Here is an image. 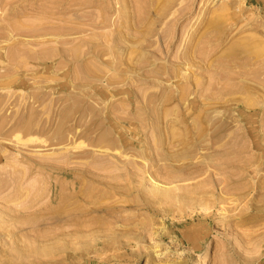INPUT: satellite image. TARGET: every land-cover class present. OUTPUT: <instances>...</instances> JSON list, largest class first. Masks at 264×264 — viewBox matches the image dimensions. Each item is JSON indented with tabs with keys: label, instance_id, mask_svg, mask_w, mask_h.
Segmentation results:
<instances>
[{
	"label": "rangeland",
	"instance_id": "1",
	"mask_svg": "<svg viewBox=\"0 0 264 264\" xmlns=\"http://www.w3.org/2000/svg\"><path fill=\"white\" fill-rule=\"evenodd\" d=\"M263 86L264 0H0V264H264Z\"/></svg>",
	"mask_w": 264,
	"mask_h": 264
},
{
	"label": "bare ground",
	"instance_id": "2",
	"mask_svg": "<svg viewBox=\"0 0 264 264\" xmlns=\"http://www.w3.org/2000/svg\"><path fill=\"white\" fill-rule=\"evenodd\" d=\"M89 3V2H88ZM13 11V10H12ZM40 14V13H39ZM97 15V14H96ZM111 22V21H110ZM24 25V24H23ZM14 30V29H13ZM62 30V29H61ZM49 31V30H48ZM20 32V31H19ZM22 32V31H21ZM26 32V31H25ZM35 32V31H34ZM39 32H41V31H39ZM33 33V32H32ZM196 33V32H195ZM64 40H65V38H64ZM63 40V41H64ZM66 41V40H65ZM68 41V40H67ZM60 42H61V40H60ZM260 50H262V49H260ZM87 51V50H86ZM198 51V50H197ZM86 53V52H85ZM192 53V52H191ZM254 54V53H253ZM64 55V54H63ZM187 56H188V54H187ZM260 56V55H259ZM258 56V57H259ZM236 57V56H235ZM256 57V56H255ZM19 61V60H18ZM14 62V61H13ZM20 64V63H19ZM177 69V68H176ZM226 69V68H225ZM225 71V70H224ZM219 72V71H218ZM220 73H222V72H220ZM219 76H222V75H220L219 74ZM236 78V77H235ZM254 82L257 84V86L256 85H253V86H255L256 88L258 87V85H259V83H258V81H256V80H254ZM261 84V83H260ZM189 85V84H188ZM231 85V84H230ZM215 86V85H214ZM214 86H212V87H214ZM226 86H228L227 84H226ZM261 86H262V84H261ZM229 87V86H228ZM264 87V86H263ZM185 88V87H184ZM183 88V90L185 91V89ZM189 88V87H188ZM207 88H209V86L207 87ZM187 89V88H186ZM245 89V88H244ZM210 91H211V89H209ZM239 91H242V90H239ZM203 92V91H202ZM237 92V91H236ZM208 93V92H207ZM181 95H183L182 93H181ZM208 95V94H207ZM214 96V95H213ZM187 98V97H186ZM243 99V98H242ZM183 100V99H182ZM208 100V99H207ZM229 100H233L234 102L236 101H241L240 99H235V98H232V99H229ZM250 100V99H249ZM186 100L184 99V102H185ZM203 101V100H202ZM244 101V100H243ZM248 101V100H247ZM243 102L244 103V105H242V107L241 108H243V109H250V110H255L256 112H258V113H262L263 115H264V106L262 105V104H264V103H262V104H260V102H258L259 104H260V106L258 107L256 104L254 105L252 102V100H250L249 102ZM152 102V101H151ZM221 102L223 103V101L221 100ZM235 102V103H236ZM251 102V103H250ZM203 103V102H202ZM242 103V102H241ZM255 103V102H254ZM187 105V104H186ZM237 105H238V108L241 106L240 104H238L237 103ZM240 105V106H239ZM213 106V105H212ZM257 106V107H256ZM204 107V106H203ZM203 110V109H202ZM200 113V112H199ZM208 115V114H207ZM212 115V114H211ZM263 115H261V116H263ZM164 116H166V115H164ZM260 116V118H262ZM31 118V117H30ZM160 119V118H159ZM138 120H139V118H138ZM210 120H212L211 118H210ZM249 120V119H248ZM179 121V120H178ZM258 121V120H257ZM150 122V121H149ZM248 122V121H247ZM223 123H226V120H223ZM192 124V123H191ZM194 125H195V127H197V128H193L194 129V133L197 135V139H200V137L203 135V131L199 128V125L197 124V123H193ZM192 124V126L194 127V125ZM147 125V124H146ZM145 125V126H146ZM156 124H154V126H155ZM138 126V125H137ZM153 126V125H152ZM257 126V125H256ZM223 127V126H222ZM259 127V126H258ZM149 128H152V127H150L149 126ZM159 128V127H158ZM157 128V129H158ZM255 128V127H254ZM257 128V127H256ZM204 129V128H203ZM196 130V131H195ZM151 131V130H150ZM31 132V131H30ZM222 132H223V129L221 128V126H218L217 127V129H215V130H213V133H212V136L214 135H216V137H218V136H220L221 134H222ZM170 133V132H169ZM123 134V133H122ZM15 136H17V138L19 139V136H18V134L17 135H15ZM171 136V135H170ZM16 138V139H17ZM21 139V138H20ZM174 139V138H173ZM255 139V138H254ZM5 140V139H4ZM33 140H34V138H33ZM32 140V141H33ZM175 140V139H174ZM256 140H258V139H255V141ZM15 141H17V140H15ZM22 141V140H21ZM31 140L29 139V142H30ZM36 141H37V139H36ZM25 142V141H24ZM27 142H28V140H27ZM105 142V141H104ZM175 142H172L171 144H174ZM16 144H17V142H16ZM22 144V143H21ZM81 144V143H80ZM183 144V143H182ZM202 145V144H201ZM23 146V145H22ZM134 146V145H133ZM77 147H78V145H77ZM144 147V146H143ZM221 148V147H220ZM76 149V148H75ZM137 150V149H136ZM142 151V150H141ZM144 154V153H143ZM155 154V153H154ZM145 155V154H144ZM105 157V156H104ZM123 157V156H122ZM146 157H147V155H146ZM181 158H182V156H181ZM217 158V157H216ZM216 158H214V159H216ZM177 159H179V157L177 158ZM183 159V158H182ZM219 159H216V161H218ZM159 161H161V160H159ZM163 161V160H162ZM136 163V162H135ZM146 165V164H145ZM125 166V165H124ZM143 166V165H142ZM94 167V166H93ZM95 167H97V166H95ZM165 167V166H164ZM99 168V167H98ZM101 169V168H100ZM106 169V168H105ZM105 169H102V170H105ZM221 169V168H220ZM254 169V168H253ZM222 170V169H221ZM100 171V170H99ZM214 176V175H213ZM216 176V175H215ZM215 176H214V178H215ZM9 177V176H8ZM220 179V178H219ZM10 180V179H9ZM221 182V181H220ZM15 184V183H14ZM210 186V185H209ZM33 187V186H32ZM223 188V187H222ZM110 189V188H109ZM219 189V188H218ZM18 192V191H17ZM14 193V192H13ZM170 193V192H169ZM2 202V201H1ZM5 203V202H4ZM11 203V202H10ZM46 206V205H45ZM18 207V206H17ZM17 207H16V209H17ZM206 209V208H205ZM22 224H24V223H22ZM37 230V229H36Z\"/></svg>",
	"mask_w": 264,
	"mask_h": 264
}]
</instances>
